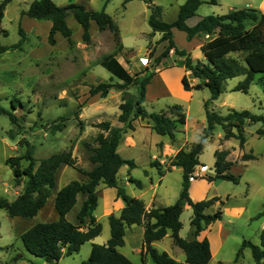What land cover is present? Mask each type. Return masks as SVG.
Segmentation results:
<instances>
[{"label": "rangeland", "instance_id": "obj_1", "mask_svg": "<svg viewBox=\"0 0 264 264\" xmlns=\"http://www.w3.org/2000/svg\"><path fill=\"white\" fill-rule=\"evenodd\" d=\"M3 1L0 0V4ZM34 1L40 0H14L7 6L0 23V28L8 33L7 36H0L2 47H12L22 39L20 28L26 34L22 49H10L0 53V106L19 118V123L13 125L8 115H0V199L9 202H13L14 198L23 192L27 179L23 178L21 184H17L13 171L6 161L11 157L24 155L27 151L26 143L34 149L33 157L37 160V166L39 161L53 155L72 152L77 160V167L89 171L94 167L90 160L92 155L90 149L97 146L96 137L100 132L96 125L110 122L113 128L125 127L118 120L121 114L120 105L123 103L121 90H111L106 97L91 94V88L102 83L122 84L118 78L100 66V61L116 50L111 32H100L93 23L91 41L86 43L82 38V27L69 16L67 22L73 32L72 43L58 35L57 44L51 46L47 39L52 23L23 15ZM125 1L53 0L59 7L81 4L92 11H101L105 8V12L119 27L122 45L129 49L119 52L117 59L132 75L140 74L142 78L151 72L157 73L161 66L154 68V60L150 58V53L160 56L167 44L159 43L162 37L160 33L152 35L148 22L151 15L149 6L140 0H133L124 5ZM201 1L202 5L196 15L202 18L226 15L231 10L252 8L259 11L264 2V0H216L215 3L212 0ZM185 2L186 0H154V4L162 8V19L166 22L176 20L179 8ZM174 35L179 49L190 53L194 62L206 63L200 49H189L190 42L185 33L175 29ZM172 53L173 51L170 53L171 57L165 60L161 74L167 87H163L161 79H154L144 105L149 112L154 113L166 111L175 104L183 106L187 115V126L178 125L179 132L172 144L175 142L174 148L182 147L189 151L193 144L199 141L207 126L205 104L210 100L211 94L208 88H203L193 90L192 98L185 99L181 83L184 75L182 66L184 58ZM236 57L241 58L240 55ZM242 65L247 67L245 63ZM244 79L245 75H240L224 82L220 98L214 101L210 108L222 115L244 110L264 115V73L255 74L248 93L233 91ZM137 92L136 86H131L128 90L131 96H136ZM59 118L68 119L67 127L53 135L49 129ZM139 121V119L133 121L134 130H126L125 133L134 137V146L122 145L118 148L120 156L135 163L132 169L128 166L120 169L118 185L129 196L140 197L146 204H149L153 197L155 208H166L174 205L180 198L183 171L175 168L167 172L163 188H155L162 176L157 167L151 166V162H159L160 169L166 172L176 154L152 160L154 155H161V142L166 143L170 140L167 136L158 135L147 125H141ZM260 128L261 123L246 125V145L241 148L237 139L225 141L222 127L217 126L214 137L200 155V166L209 168V171L191 184L190 198L193 202L222 198L221 201L224 202L222 221L207 231L215 252L209 264H255L250 249H245L238 261L236 255L245 239L260 245V227L264 222V216L256 218L264 211V136L257 134ZM11 131L14 138L11 137ZM216 151H228L227 160L233 165L230 172L240 176L238 184L227 181L210 184L206 180L216 174L214 156ZM170 153L172 155L173 152ZM245 154H252L256 159L243 162L242 157ZM27 165V161H22L23 167ZM196 170L199 172L200 167ZM130 178L139 181L141 187L130 182ZM151 179L154 180L152 184ZM73 180L86 182L87 177L77 169L63 166L59 171L57 187L52 197L34 218H11L6 210L0 208V264H48L44 259L30 255L20 238L32 226L52 222L58 218L54 207L55 194ZM98 193L99 203L94 214L103 226L102 234L95 241L84 244L78 254L66 256L57 264H82L88 260L94 244L105 245L111 237L109 216L106 213L115 214V206L123 201L117 197L115 189L103 184L98 187ZM84 199V196L79 197L76 208L69 216L70 221L77 223L76 214ZM218 208L220 205L216 204L206 213L213 214ZM192 217V209L185 205L181 216L183 229L180 232V236L185 240H190L194 231L191 226ZM220 225L224 229L223 234ZM138 231H140L138 226L126 229L125 246L120 248V252L134 264H143L141 253L138 252L143 237ZM156 249L167 252L171 257L172 249H176L180 251L182 262H185V254L174 244L170 232ZM18 255L20 258L16 261ZM147 264L155 263L149 258Z\"/></svg>", "mask_w": 264, "mask_h": 264}, {"label": "trees", "instance_id": "obj_2", "mask_svg": "<svg viewBox=\"0 0 264 264\" xmlns=\"http://www.w3.org/2000/svg\"><path fill=\"white\" fill-rule=\"evenodd\" d=\"M14 0H4L0 4V23L4 18L5 10ZM109 1V0H108ZM133 0H126L124 5ZM145 2L151 10L149 25L152 35H162L159 43L166 42L167 46L160 56L150 53L154 60V68L160 66L162 61L170 56L173 51L178 57L184 58L183 68L191 72L192 76L201 82L191 86L188 78H182L185 91L201 90L208 88L211 98L205 104L207 126L203 130L198 142L193 144L191 150H180L170 161L164 172L157 161L151 162L152 167H157L163 177L174 167L183 170L182 191L179 200L171 206L163 209H148L143 200L129 196L118 185V173L123 166L130 169L135 163L126 160L118 153V147L123 141L126 130H134L133 121L142 119L152 124L151 129L158 135L168 136L171 141L176 139L178 125H185L187 115L182 105L175 104L168 110L160 113L149 112L145 107L147 87L151 84L156 73L140 77V74L132 75L117 59V54L123 50L119 27L114 20L105 12L88 10L81 4H70L59 7L53 0L34 1L24 16L34 20L50 21L52 26L48 35V44L55 46L57 37L72 43V29L67 19L72 16L82 27V38L86 43L91 41V24L94 22L100 32L110 31L116 50L113 54L104 57L100 66L108 70L113 76L122 82L121 85L102 83L91 88V94H101L106 97L111 90L123 92V103L120 105L121 114L119 122L124 128H113L110 122H102L96 125L100 132L96 137L97 146L91 148L90 160L94 167L83 170L77 167V160L72 152H63L39 161L33 157L34 149L26 143L27 151L24 155L11 157L6 164L12 169L14 181L21 184L24 182L23 192L13 201L0 199V208L8 212L11 218H34L44 209L57 187L59 171L63 166L77 169L87 177L86 182L73 180L55 194V211L58 219L52 222L39 223L29 228L21 235V241L25 250L32 256L44 259L48 264H57L62 258L72 256L80 252L81 247L96 238L103 231L102 224L97 220L94 212L99 203L98 187L103 184L117 191V197L122 199L124 208L119 215L111 214L108 217L111 237L105 245L94 244L87 261L82 264H134L129 258L120 252L125 246L126 229L134 225L144 227L143 248L141 251L142 263L145 264L147 256H150L155 264H209L212 260L211 244L208 238L199 240L202 232L223 219L222 206L224 202L220 198H213L201 202H193L190 198V177L200 165V155L207 143L214 137L215 128L221 126L224 131V140L237 139L240 147L246 144V125L261 123L262 128L257 130L259 136H264V115H256L251 111H231L226 115L218 114L210 108V105L218 100L223 92V84L228 79L245 75V79L234 87L233 91L248 93L254 81L256 73H264V14L254 9L233 10L226 15H210L200 20L198 24L190 27L187 21L196 16L202 5L201 0H187L180 7L178 17L174 22H165L162 19V8L154 4V0H140ZM213 3L216 0H212ZM173 29L186 33L188 41L209 35L211 40L201 47L206 58V63L194 62L191 55L180 50L173 35ZM7 31L0 28V36H7ZM22 39L12 47H2L0 53L8 50H20L26 39V34L20 28ZM240 55L241 58H237ZM245 63L247 67L242 65ZM131 86L138 89L136 96H131L128 90ZM14 109L16 105L13 101ZM0 115H8L13 125L19 123L15 114L6 111L0 106ZM67 118H59L51 127L50 132L56 135L66 127ZM11 137L14 138L13 131ZM215 176L208 177V181H227L238 184L240 176L231 174V162L227 160L228 151H216ZM256 159L252 154L243 155L242 161ZM22 161H27L26 167ZM130 182L141 187V183L133 178ZM79 196L85 199L76 214L77 223L68 219V215L74 211L78 204ZM219 203L220 208L213 214L206 211ZM189 206L193 211L191 219L192 239L185 240L180 236L183 229L181 216L184 206ZM264 216V211L256 218ZM171 233L174 244L182 249L186 256L185 263L179 262L166 252H160L153 243L163 240ZM245 249L252 252L255 264H264V229L260 234V245L251 240H243L242 246L236 255L238 261ZM20 256L16 257L18 261Z\"/></svg>", "mask_w": 264, "mask_h": 264}, {"label": "crops", "instance_id": "obj_3", "mask_svg": "<svg viewBox=\"0 0 264 264\" xmlns=\"http://www.w3.org/2000/svg\"><path fill=\"white\" fill-rule=\"evenodd\" d=\"M187 1V0H186ZM130 3V2H129ZM186 3V2H185ZM184 3V4H185ZM183 4V5H184ZM182 5V6H183ZM252 7V6H251ZM252 9V8H251ZM179 10H180V8H179ZM231 11H233V10H231ZM230 11V12H231ZM261 13H263L264 14V2L261 4V8H260V10H259ZM178 13H179V11H178ZM177 17H178V15H177ZM177 19V18H176ZM202 19V17H199V16H194V17H192V18H190L188 21H187V24L190 26V27H193V26H195L196 24H198L199 22H200V20ZM175 21V20H174ZM173 21V22H174ZM166 22V21H165ZM93 23L94 22H92V24H91V29L93 28ZM169 23H171V22H169ZM96 27H97V25H96ZM97 29H98V27H97ZM174 30L175 29H173V35H174ZM177 30V29H176ZM180 32H182V31H180ZM184 33V32H183ZM185 35H186V33H185ZM174 38H175V35H174ZM187 38V37H186ZM211 40V37L209 36V35H203L202 37H198V38H195L194 40H192V41H189L190 43L188 44V46H189V49L190 50H195V49H200L201 50V47L205 44V43H207V42H209ZM175 41V40H174ZM163 43H166V42H163ZM176 43V42H175ZM167 44V43H166ZM177 45V44H176ZM178 47V46H177ZM123 50H129V49H126L125 47H124V45H123ZM180 50H182V49H180ZM184 51H186V50H184ZM187 52V51H186ZM202 52V51H201ZM174 53V52H173ZM172 53V54H173ZM188 53V52H187ZM188 54H190V53H188ZM191 55V54H190ZM171 57V56H170ZM167 59V58H166ZM166 59H164L163 61H162V63L160 64V68L157 70V73H156V75L154 76V79L156 80V79H161L162 80V84H163V87L165 88V87H167V83H165L164 82V79H162L161 77V74H162V71H163V69H164V63H165V60ZM199 60V59H198ZM204 60L206 61V58L204 57ZM159 67V66H158ZM183 70H184V75L182 76V78L184 77V76H186L187 78H188V81H189V83H190V85L191 86H195V85H197L198 83H200L201 81L199 80V79H196V78H194L193 76H192V74H191V72H188V71H186L184 68H183ZM182 78H181V83H182ZM154 79H153V81L151 82V84L152 83H154ZM150 84V85H151ZM169 84V83H168ZM150 85L147 87V92H146V101H147V98H148V90H149V87H150ZM166 91H168V89H166ZM185 91V90H184ZM193 91V90H192ZM192 91H185L184 92V97H185V99H187V100H190L191 98H192ZM166 93V92H165ZM140 121L139 122H141L140 124L141 125H143V124H145V125H147L148 127H150L151 128V126H152V124H149L147 121H143L142 119H139ZM207 123V122H206ZM134 126H135V122H134ZM186 126H187V123H186ZM178 132H179V130H178ZM125 135L126 134H124V138H123V141H122V143L120 144V146H122V145H124V146H134V144H135V139H134V137L133 136H131V135H129V136H127L126 138H125ZM168 137V136H167ZM224 138V137H223ZM169 142H166V143H164V142H161V146H162V152H161V155H159V156H156V155H154L153 157H152V160H154V159H159L160 158V156L161 157H172V156H174L175 154H177V152H179L180 150H182V147H178V148H174V144H175V142H174V144H172V141H171V139L169 138ZM226 141V140H225ZM159 145V144H158ZM246 145V144H245ZM119 146V147H120ZM118 147V148H119ZM170 152H173L172 153V155H171V153ZM159 157V158H158ZM198 167H200V169L203 167V165L202 166H198ZM175 168H177V167H174L173 169H175ZM172 169V170H173ZM181 169V168H180ZM197 169V168H196ZM182 170V169H181ZM183 171V170H182ZM197 171V170H196ZM231 171V170H230ZM166 177H167V173L163 176V177H161L159 180H158V183L159 184H156L155 185V188H157V189H160L161 187L163 188V183H164V180L166 179ZM207 180V179H206ZM151 181V184L154 182V180L153 179H151L150 180ZM196 182V180L194 181V182H192L193 184ZM210 184H214V183H217V181L216 182H210V181H208ZM191 183V184H192ZM191 187L192 186H190V190H191ZM117 192V191H116ZM18 197V196H17ZM17 197H15L14 199H16ZM80 197V196H79ZM139 199H141L140 197H138ZM79 199V198H78ZM220 199H222V198H220ZM54 200H55V197H54ZM142 200V199H141ZM117 201V200H116ZM144 201V200H143ZM145 202V201H144ZM154 202V198L152 197L151 199H150V203L149 204H146V207L148 208V209H151V208H155V204L153 203ZM117 203V202H116ZM216 204H218V206H219V203H216ZM124 203H117V205L115 206V214L116 215H119L120 213H121V211H122V209L124 208ZM54 207H55V202H54ZM159 209H163V208H159ZM71 214V213H70ZM70 214L68 215V219H69V216H70ZM95 215V214H94ZM106 215L107 216H110V212H107L106 213ZM58 219V218H57ZM56 219V220H57ZM70 220V219H69ZM98 220V219H97ZM55 221V220H54ZM222 221V220H221ZM220 221H218V222H216V223H219ZM215 223V224H216ZM214 225V224H213ZM212 225V226H213ZM137 225H134V226H132L130 229H133L134 227H136ZM221 226V225H220ZM139 227V230L140 231H138L139 232V235L141 236V237H143L144 236V227H142V226H138ZM211 227V226H210ZM209 227V228H210ZM208 228V229H209ZM208 229H206L204 232H202L201 233V235L199 236V240L201 241V240H203L204 238H208L209 239V237H208V235H207V231H208ZM220 229H221V233L223 234V231H224V229H223V227L221 226L220 227ZM260 229H261V231L264 229V222L261 224V227H260ZM227 234H228V232H227ZM168 235H169V233H168ZM168 235L166 236V237H168ZM126 237V236H125ZM165 237V238H166ZM164 238V239H165ZM97 239V238H96ZM95 239V240H96ZM110 239V238H109ZM163 239V240H164ZM191 239H192V233H191ZM95 240H93V241H95ZM163 240H161V241H157V242H154L153 243V247H158V244L159 243H161ZM92 241V242H93ZM174 242V241H173ZM210 242H211V240H210ZM211 244V243H210ZM259 244H260V240H259ZM93 247V246H92ZM142 248H143V241H142V245H141V249H139L138 250V252H140L141 253V251H142ZM211 250H212V260H213V258H214V255H215V252H214V250H213V246H212V244H211ZM167 253V252H166ZM172 257L174 258V259H176L177 261H179V262H182V260H181V256H180V251H177L176 249H172ZM170 255V254H169ZM149 258H151L150 256H147L146 257V260H145V264H147V261H148V259ZM185 260H186V256H185ZM211 260V261H212ZM210 261V262H211ZM182 263H185V262H182Z\"/></svg>", "mask_w": 264, "mask_h": 264}, {"label": "built area", "instance_id": "obj_4", "mask_svg": "<svg viewBox=\"0 0 264 264\" xmlns=\"http://www.w3.org/2000/svg\"><path fill=\"white\" fill-rule=\"evenodd\" d=\"M209 168H201L200 171H196L193 173V175L190 177V182H194L196 179L201 178L203 176V173H208Z\"/></svg>", "mask_w": 264, "mask_h": 264}]
</instances>
